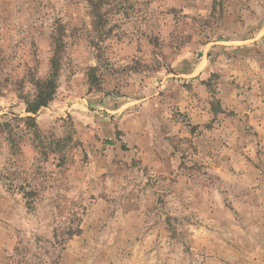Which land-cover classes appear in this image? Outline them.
<instances>
[{
    "label": "rangeland",
    "instance_id": "obj_1",
    "mask_svg": "<svg viewBox=\"0 0 264 264\" xmlns=\"http://www.w3.org/2000/svg\"><path fill=\"white\" fill-rule=\"evenodd\" d=\"M4 123L0 264H264V0H0Z\"/></svg>",
    "mask_w": 264,
    "mask_h": 264
},
{
    "label": "trees",
    "instance_id": "obj_2",
    "mask_svg": "<svg viewBox=\"0 0 264 264\" xmlns=\"http://www.w3.org/2000/svg\"><path fill=\"white\" fill-rule=\"evenodd\" d=\"M60 51H55L51 58V74L49 78L45 81L39 82L37 84L38 91L35 98L32 101L27 102L26 112L28 114H36L40 109L46 107L51 101H53L56 91L58 89V78L60 71ZM28 127H36L35 118L27 116L22 118ZM7 123L1 124L4 126ZM73 234V233H72Z\"/></svg>",
    "mask_w": 264,
    "mask_h": 264
}]
</instances>
